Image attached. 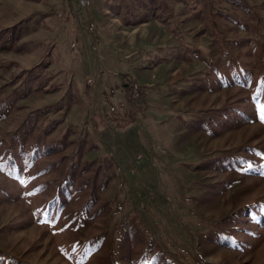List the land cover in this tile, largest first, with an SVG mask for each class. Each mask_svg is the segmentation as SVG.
<instances>
[{
  "label": "rangeland",
  "instance_id": "obj_1",
  "mask_svg": "<svg viewBox=\"0 0 264 264\" xmlns=\"http://www.w3.org/2000/svg\"><path fill=\"white\" fill-rule=\"evenodd\" d=\"M261 114L264 0H0V264H264Z\"/></svg>",
  "mask_w": 264,
  "mask_h": 264
},
{
  "label": "crops",
  "instance_id": "obj_2",
  "mask_svg": "<svg viewBox=\"0 0 264 264\" xmlns=\"http://www.w3.org/2000/svg\"><path fill=\"white\" fill-rule=\"evenodd\" d=\"M88 1H90V0H88ZM99 5H100L99 8L102 11L106 9V6L103 3L99 4ZM107 22L108 21H106L105 23L99 24V25L97 24L96 26L94 24V27L89 29L87 27L86 28L83 27L79 22L75 21V24H74L72 30H73L74 33H79L81 35L82 40L83 39H85V40L87 39L86 41H88V42L93 41V39L97 40V42H106L105 38L109 37L111 39L112 43H115V41H117L118 43H127L130 40V35L132 34L131 32H136L138 30V28H139L138 25H134V26H130V27L128 25H123V24L120 25L119 22L117 21V22L114 23L115 24L114 27H112V28L110 27L112 30L115 31V33H113V34L111 33V35L108 36V37L107 36L104 37L103 35L100 36L99 34H102L103 30H109L107 28V26H109V24ZM76 28H78V32L76 31ZM54 30L56 31V29H54ZM54 30L52 31L53 32L52 35L55 37ZM62 30H63V28H62ZM123 32H127V33L124 34ZM63 34H65V32H63ZM67 35L70 36V31L69 30H68ZM133 35H134V33H133ZM135 36L136 35H134V37ZM139 40L143 41L142 38H140ZM70 41H72V39ZM128 51L131 52L132 50L129 49ZM129 52H127L125 54L128 55V54H130ZM130 59L131 60L133 59V55L130 56ZM126 69H128V68H126Z\"/></svg>",
  "mask_w": 264,
  "mask_h": 264
},
{
  "label": "built area",
  "instance_id": "obj_3",
  "mask_svg": "<svg viewBox=\"0 0 264 264\" xmlns=\"http://www.w3.org/2000/svg\"><path fill=\"white\" fill-rule=\"evenodd\" d=\"M78 2H79V4H85L88 2V0H78ZM86 26H87V28L91 29L94 27V23L90 21L89 23H87ZM70 45H71L72 49H74V42L73 41H70Z\"/></svg>",
  "mask_w": 264,
  "mask_h": 264
},
{
  "label": "snow or ice",
  "instance_id": "obj_4",
  "mask_svg": "<svg viewBox=\"0 0 264 264\" xmlns=\"http://www.w3.org/2000/svg\"><path fill=\"white\" fill-rule=\"evenodd\" d=\"M261 120L264 121V114H261Z\"/></svg>",
  "mask_w": 264,
  "mask_h": 264
}]
</instances>
